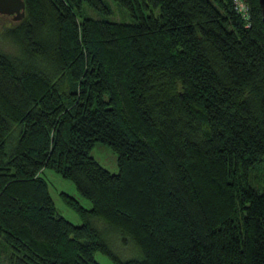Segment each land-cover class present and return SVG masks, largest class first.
<instances>
[{"label": "trees", "instance_id": "1", "mask_svg": "<svg viewBox=\"0 0 264 264\" xmlns=\"http://www.w3.org/2000/svg\"><path fill=\"white\" fill-rule=\"evenodd\" d=\"M114 1L134 19L87 13H109L105 0H24L0 33V264H100L96 250L117 264H264L258 0L247 16L232 0ZM44 167L89 199L61 191L81 223L57 211ZM108 233L138 254L119 257Z\"/></svg>", "mask_w": 264, "mask_h": 264}, {"label": "rangeland", "instance_id": "2", "mask_svg": "<svg viewBox=\"0 0 264 264\" xmlns=\"http://www.w3.org/2000/svg\"><path fill=\"white\" fill-rule=\"evenodd\" d=\"M105 2L110 6L109 13H101L96 10H87V13L95 18H110L119 21H132L134 16L129 14V12L124 11L120 8L114 0H105ZM158 11L157 9H155ZM15 19L8 14H0V33L4 27L15 23ZM90 154L94 156L97 161H99L103 166L108 168L110 171H118V165L116 160V152L110 145L101 141H95L90 149ZM256 175L260 179L259 172L255 171ZM42 175L46 178L48 182V187L57 211L63 215L65 218L69 219L74 223H81L82 219L79 213L67 204L61 197V191H65L75 198H77L80 203L85 206H90V201L88 198L83 196L76 188L72 180L63 177L55 170L44 167L41 171ZM252 175V173L250 174ZM254 178V176H253ZM256 180V179H255ZM96 224L103 228L106 224L101 219H96ZM109 243L111 244L113 250L121 258H129L136 256L138 254V249L133 245L129 239H123L121 235L108 233ZM95 259L100 264H117L108 254L103 251L96 250L94 253Z\"/></svg>", "mask_w": 264, "mask_h": 264}, {"label": "water", "instance_id": "3", "mask_svg": "<svg viewBox=\"0 0 264 264\" xmlns=\"http://www.w3.org/2000/svg\"><path fill=\"white\" fill-rule=\"evenodd\" d=\"M262 20L264 22V0H258ZM24 0H0V14L11 15L13 19L18 20L24 15Z\"/></svg>", "mask_w": 264, "mask_h": 264}, {"label": "built area", "instance_id": "4", "mask_svg": "<svg viewBox=\"0 0 264 264\" xmlns=\"http://www.w3.org/2000/svg\"><path fill=\"white\" fill-rule=\"evenodd\" d=\"M233 6L237 11H240L243 16L248 15V6L246 0H232Z\"/></svg>", "mask_w": 264, "mask_h": 264}]
</instances>
